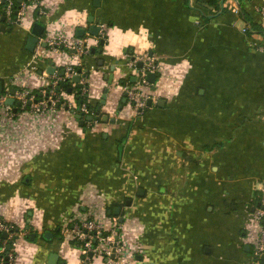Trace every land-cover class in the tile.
Returning a JSON list of instances; mask_svg holds the SVG:
<instances>
[{
  "label": "crops",
  "instance_id": "crops-1",
  "mask_svg": "<svg viewBox=\"0 0 264 264\" xmlns=\"http://www.w3.org/2000/svg\"><path fill=\"white\" fill-rule=\"evenodd\" d=\"M47 1L52 21L68 9H86L85 24L63 27L65 33L74 36V30L77 35L83 28L86 36L93 23L104 27V44L113 24L148 27L154 47L146 51L161 70L150 88L151 106L137 114L122 102L116 68L121 71L126 53H143L128 45L121 55L105 54L101 37L89 35L98 43L82 68L88 72L89 96L101 105V121L81 124L82 119L59 109L48 118L23 114L7 128L0 138V219L33 233L27 246L41 249L28 255V261L19 256L15 264H50L51 254L58 255L56 264H65L64 253L71 248L60 243L63 220L102 208L100 215L115 216L107 209L112 212L116 206L127 241L136 242L143 233L139 264L145 257L153 264H249L246 233L258 230L251 215L260 203L252 201L253 185L264 181V53L252 45L263 41L259 7L264 0H232L236 12L232 3L224 6L225 0ZM210 1L215 4L203 13L210 18L204 27L198 19H188L194 16L190 7ZM237 21L250 29L253 25L256 33H242ZM4 28L0 79L22 74L31 63L37 73L28 76L27 87L43 88L51 79L43 43L29 52L25 44L30 33L21 26ZM37 59L40 64L33 65ZM183 59L190 62L174 85L176 91L158 94L172 79L168 67ZM106 88V101L100 104ZM9 152L17 159L5 172ZM14 194L43 209L39 225L31 206H13ZM46 231L52 234L48 239Z\"/></svg>",
  "mask_w": 264,
  "mask_h": 264
},
{
  "label": "built area",
  "instance_id": "built-area-1",
  "mask_svg": "<svg viewBox=\"0 0 264 264\" xmlns=\"http://www.w3.org/2000/svg\"><path fill=\"white\" fill-rule=\"evenodd\" d=\"M32 4L35 7L30 9L28 5ZM50 8L51 6L47 0H20V2L18 0H0V26L21 25L23 17V19L32 21L30 27L26 30L27 33H30L34 22L41 23L44 26V31L37 44H46L45 49L42 50L45 51L44 56L48 52L49 55H57L61 59L60 64H58L52 58H49L52 60L54 72L49 74L51 79L48 85L43 88L30 89L22 81L25 76H32L37 73L36 67L32 66L31 63L26 64L22 74L18 73L2 79L0 138L6 134V130L12 125V122L23 114L48 118L61 109L69 112L72 116L81 113L82 119L89 115L92 116L93 120L85 121L89 126L98 119V114L91 111L86 104L78 106L76 103L73 105L72 101L65 98L64 93L66 92L55 91L59 82L66 79L74 88L77 82L73 81V77L79 75L80 80L78 83L82 85L80 87L82 89L81 94H87L88 97V75H85L88 72L82 68V62L84 57L96 48L97 44L87 46L86 40L91 35L79 37L75 34L76 30H74V36H68L65 33L66 29L63 27L54 31V21L50 19L52 14ZM259 13L264 19V4L259 7ZM250 30L248 26H245L242 33L247 35ZM104 33V27L100 26L98 36L105 41ZM261 37L262 42H252V45L257 51L264 53V34H261ZM70 55L72 57L76 56L78 62L73 64L70 60L65 59ZM147 55V59L144 57L137 58V56L130 53L125 55V65L131 70V76H134L135 80L130 83L129 75V78L121 85L122 95L126 97L127 102L131 104L137 114L147 107V100L153 98L149 92L152 84L147 79L148 74L154 73L157 76L161 70L160 65L152 56ZM34 57L38 58V55L35 54ZM138 62L142 63L141 67L137 66ZM77 68H81L82 72H78ZM61 69L64 70L63 75H60ZM133 69H135V72H133ZM49 86L50 88L47 90L46 88ZM12 89L15 90L14 95H11ZM34 90L40 93L39 98L35 97ZM70 94H74L75 97V93ZM9 97H13L19 105H6L5 100ZM57 104H60L59 107ZM14 108H16V111H13ZM104 210L102 208V212H99L97 209H90L86 215L75 212L71 222L60 229L61 238L70 243L72 242L73 246L80 251V264H95L97 257H101V264H121L129 251L132 252V257L127 260L126 264H133V261H135V264H139L136 258L141 251L139 243L137 241H127L124 236L122 222L119 221L117 216L100 215ZM252 218L258 223V233L254 240V247H250L249 264H261V257L264 256V191H261L260 203L254 208ZM21 233H23L22 237H29L30 234L28 231L21 230L16 224L0 219V234L7 235L6 238L0 240V264L16 263L19 256L14 244H16V239L21 238ZM7 245L10 246L8 250L6 249Z\"/></svg>",
  "mask_w": 264,
  "mask_h": 264
},
{
  "label": "clouds",
  "instance_id": "clouds-1",
  "mask_svg": "<svg viewBox=\"0 0 264 264\" xmlns=\"http://www.w3.org/2000/svg\"><path fill=\"white\" fill-rule=\"evenodd\" d=\"M189 2L191 4L194 2V0H189ZM229 3H232V0H225L224 6L227 7ZM28 7L31 9L35 7V5L34 4L28 5ZM232 11L233 12L238 11L234 3H232ZM87 14L88 13L86 9L82 11H78L76 9H68L65 11L64 15L59 20L53 22L54 24L53 30L55 31L62 27L71 28V26H74L76 24L84 25ZM188 19L192 22H195L198 18L195 16H189ZM31 22H32L31 20H26V19H23L22 17L21 26L25 30H27L30 27ZM236 27L240 30H243V27H244L243 21H237ZM66 34L68 36H71L72 32L68 31ZM151 36H152V32L150 31L148 27L144 26L143 24L138 25L136 29H132V28L122 29L118 25L113 24L108 29L107 41L103 46L104 52L105 54L117 56V55H121L123 48L127 47L128 45H133L135 46V49H134L135 53H143V56L137 55V58L144 57L147 59L148 55H147L146 50L154 47V41L149 38ZM97 43H98V40L95 37H89L86 40L87 46H93V45H96ZM33 59H35V57H33ZM65 59L70 60L71 63L73 64L78 62V58L76 56L65 57ZM60 62H61V59L57 57V63H60ZM189 62L190 61L188 59H183L179 64L175 66H171V67L166 66L168 67L169 75L170 77H172V79H170L168 83L164 84L162 86V89H158V94L162 90H165V89L169 93L176 91V88L174 87V85H176L179 82L180 74L185 70L187 66H189ZM116 71L118 73L120 72L119 66H117ZM133 72H135V69H133ZM96 96L97 97L99 96L98 91L96 92ZM67 99L69 101H72L73 105H75L73 97L68 96ZM186 144L188 148L192 147L191 143L187 141H186ZM9 156H11L12 159L8 160L7 166L3 169L5 172H7L8 168H12L14 162H16V159H17L16 154L13 152H9ZM21 159H24V157L22 156ZM28 161L31 163L30 159ZM253 188L256 191H264V181H256L255 184L253 185ZM10 200L13 206L18 205V204H23L24 207L31 206L35 211V221L34 222L37 225L40 224V219H41L43 209L37 208L36 204L34 203V200L29 199L28 201H22L15 194L13 195V197L10 198ZM22 236H23V233H21V237ZM137 238H139V236H137ZM23 244L25 245V247H21L20 243L14 244L15 249L21 254L19 257V259L21 260L28 261V255L34 254V252L36 251H41V249L39 248L34 249L32 247H28L27 246L28 241L26 240L23 241ZM44 254L47 255L46 251L44 252ZM66 256L69 257L68 264H79V261L75 258L74 249H70L69 252L66 253ZM131 257H132V252L129 251L125 260L121 261V264H126L127 260L131 259ZM171 258L172 257H169V259ZM28 264H31V262L29 261ZM95 264H101V257H97L95 259ZM133 264H135V261H133ZM144 264H153V262L149 261L147 257H145Z\"/></svg>",
  "mask_w": 264,
  "mask_h": 264
},
{
  "label": "water",
  "instance_id": "water-1",
  "mask_svg": "<svg viewBox=\"0 0 264 264\" xmlns=\"http://www.w3.org/2000/svg\"><path fill=\"white\" fill-rule=\"evenodd\" d=\"M18 2H20V0H18ZM89 21H90V22L92 21V18H91V17L89 18ZM4 27H5L4 25H1V26H0V29H1V30H4V29H5ZM7 29L10 30V28H7ZM43 31H44V26H43L42 24H40L39 22H34V24L32 25V28H31V32H30V34L27 36V39H26V44H25V48H26V50H28L29 52H34V49H35V47H36V45H37V43H38V41H39V38L42 36ZM99 31H100V26H98V25H96V24H93V23L90 24V26H89V28H88V34H89V35H91V36H98ZM84 35H85V30H84L83 28H79V29H77V36H79V37H83ZM100 44H101V45L104 44V40H103V39L100 40ZM43 46L45 47L46 44L43 43ZM97 51H98V52H101V49H98ZM94 52H95V49H92V50H91V53H94ZM47 62L50 64V66H49V68H48V70H47V73H48V74H52V73L54 72V68H53L52 60H51V59H48ZM141 65H142L141 62H138V63H137V66H138V67H141ZM110 70L113 72V70H114V66H111ZM63 73H64V70L61 69V71H60V75H63ZM108 78H109V79H108V82H109V84H110V83L112 82V79H113V73H110L109 76H108ZM147 79H148V81H149L151 84L155 83V80H156V74H154V73H150V74H148ZM79 80H80V76H79V75L73 77V81L77 82L76 87H79V88H80L82 85L78 83ZM130 80H131V82H134L135 77L132 76ZM2 90H3V82H2V80L0 79V93H2ZM68 91L70 92L71 89H69ZM14 92H15V90L12 89V90H11V95H14ZM107 93H108V88H106V89L104 90V94L102 95V99H101V101H100V104H104V103H105ZM122 102H123V103L126 102V97H125V96L123 97ZM151 103H152V100H151V99H148V100H147V106H148V107L151 106ZM5 104H6V105H9V106H13L14 104H15L16 106L19 105L18 102H15V99H14L13 97H9V98H7V99L5 100ZM100 107H101V105H98V106H97V110H99ZM13 111H16V108H14ZM75 117H76L77 119H82V116H81L80 114H77ZM91 120H93V117H92V116H90V115H89V116H86L84 119H82L81 124H83L85 121H91ZM25 181H28V179L26 178ZM258 205H259V203L257 204V206H258ZM120 210H121V208L118 207V206H116V207L113 208L112 212L108 211V214H109V215H110V214H113V215H115V216H118V217H119V221L122 222L123 218L120 216ZM51 235H52V234H51L50 232L46 231V232H44L43 237L46 238V239H48V238L51 237ZM2 237H3V238H6L7 235H6V234H2ZM34 237H35V236H34V234L32 233V234L30 235V240H33ZM9 248H10V246L7 245L6 249L8 250ZM245 248H246L247 251L249 250L248 247H245ZM136 258H137L138 260H140V259H141V256L137 255ZM57 260H58V255H57V254H51V255H50V257H49V263H50V264H56ZM260 262H261V264H264V256L261 257ZM60 264H64V261L60 262Z\"/></svg>",
  "mask_w": 264,
  "mask_h": 264
},
{
  "label": "rangeland",
  "instance_id": "rangeland-1",
  "mask_svg": "<svg viewBox=\"0 0 264 264\" xmlns=\"http://www.w3.org/2000/svg\"><path fill=\"white\" fill-rule=\"evenodd\" d=\"M56 5H57V2H56ZM41 22V21H40ZM21 25H18V27H20ZM22 27V26H21ZM23 28V27H22ZM24 29V28H23ZM25 30V29H24ZM128 51V50H127ZM101 53V52H100ZM57 55L56 56H54V55H49L48 54V52L46 53V55H45V58L46 59H48V58H52L54 61H56L57 62ZM38 61H40V60H36L34 63H33V65H35V63H37L38 65L40 64ZM58 64H60V63H58ZM124 66H122V68H121V71L119 72V73H117V84H118V86H119V89H120V92H121V94L123 93L122 92V89H121V82H124L125 80H127L128 78H129V75H130V73H131V70L125 65V62H124V64H123ZM160 74V73H159ZM158 74V75H159ZM28 80H29V78H28V76H25L24 78H22V81L25 83V85L26 86H28L29 84V82H28ZM48 83L49 82H43V85L44 86H47L48 85ZM35 84H37V82L35 83ZM29 88V87H28ZM31 89H33V88H31ZM149 92L151 93L152 92V90L150 89L149 90ZM90 93V92H89ZM64 96H65V98H67L68 96H71V97H73V100H74V102H75V104L77 103V101L75 100V97H74V94H66V93H64ZM86 101H87V103L90 105V106H96L97 104L94 102V100L92 99V96H89V94H88V97H87V99H86ZM129 103V102H128ZM129 105L131 106V104L129 103ZM131 108H132V106H131ZM71 118H73L72 116H71ZM75 119V118H74ZM76 120V119H75ZM96 122H98V121H96ZM95 122V123H96ZM85 128V127H84ZM45 152H47V151H40V153L42 154V153H45ZM54 163H56V162H53L52 164H54ZM27 178V177H26ZM25 178V179H26ZM25 179H24V181H25ZM34 179H37V177H34ZM261 198V193L260 192H257V191H253L252 192V201L253 202H255L256 203V201L257 200H259ZM47 199H52L51 197H47ZM252 214V213H251ZM72 218H74V214H72V216H67L64 220H63V222H62V224H61V226H60V229L61 228H63L64 226H66L68 223H70L71 222V220H72ZM251 220H252V222H254L255 224H256V227H258V223L252 218V215H251ZM20 227V226H19ZM20 229L21 230H24L22 227H20ZM257 233H258V230H256L255 232L254 231H251V233H249V232H247L246 233V239L248 240V241H246L245 242V245H247V246H249V247H254L253 246V244H254V240H255V238H256V236H257ZM143 234V233H142ZM142 234H138L139 235V238H136L137 239V241H138V243L139 244H144L143 243V238H142ZM137 235V236H138ZM252 236V239H251V236ZM249 236H250V238H249ZM24 240H26V241H28V243H31V240H30V237H21V238H18V239H16V243H20L21 244V247H25V246H23V241ZM61 242L60 243H65V245L67 246V249H69V248H71V249H74L75 250V258L79 261V259H80V256H81V253H80V251L78 250V249H76L74 246H73V244H72V242L70 243V242H68L67 240H60ZM36 243H38V245H41V243L37 240V242ZM32 244V243H31ZM65 246V247H66ZM69 247V248H68ZM251 251V250H250ZM16 252H17V254H18V256H20L21 254H20V252H18L17 250H16ZM64 255H66V253H64ZM250 255H251V252H248V258L250 257ZM68 259H69V257L67 258V261H66V263L65 264H68ZM80 264V263H79Z\"/></svg>",
  "mask_w": 264,
  "mask_h": 264
},
{
  "label": "trees",
  "instance_id": "trees-1",
  "mask_svg": "<svg viewBox=\"0 0 264 264\" xmlns=\"http://www.w3.org/2000/svg\"><path fill=\"white\" fill-rule=\"evenodd\" d=\"M215 3L214 2H208L207 3V5L206 4H204L203 2H198L197 3V6L198 7H190V10H191V12H192V14L194 15V16H197V18H198V20H199V22L201 23L200 24V27H204L208 22H209V20H210V18L208 17V16H206V14H203V13H205V9L207 8V7H209V6H212V5H214ZM197 13L199 14V15H197ZM239 15H240V17H242L243 19H247V17H246V13H245V11L243 10V9H240L239 10ZM251 27V26H250ZM252 29L254 28V26L252 25V27H251ZM250 30L249 32H248V34L247 35H252V34H255L256 32H254L253 30ZM101 48H102V45H101ZM128 51H130V50H128ZM77 71L78 72H82V70H81V68H77ZM85 75H88V73H85ZM157 76H158V74H157ZM156 76V77H157ZM130 81V83H131V80H129ZM124 82H121V84H123ZM50 88V86L49 87H47L46 89L48 90ZM59 88V89H58ZM69 89H71V91L69 92L68 90ZM58 90V91H57ZM55 91L56 92H66V93H68V94H70V93H75V99H76V101H77V105L78 106H81L82 104H86V106L91 110V111H94V112H96L97 114H98V119H97V121L98 122H100L101 121V113H99V110H97V106L98 105H96V106H90L88 103H87V101H86V99H87V94H81V91H82V89L81 88H79V87H74V88H72V86H71V83L66 79V80H64V81H62V82H59V85H58V87L57 88H55ZM34 94H35V97L36 98H39L40 97V93L38 92V91H35L34 90ZM126 102H127V100H126ZM59 105L60 104H57V106L59 107ZM80 115H81V113H80ZM108 211H110L109 209H107V212ZM29 237H30V235H29ZM1 239H3V237H2V234H0V240Z\"/></svg>",
  "mask_w": 264,
  "mask_h": 264
}]
</instances>
